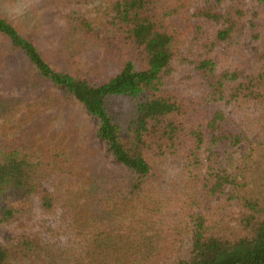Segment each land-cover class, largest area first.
I'll return each mask as SVG.
<instances>
[{"label": "trees", "instance_id": "16d2710c", "mask_svg": "<svg viewBox=\"0 0 264 264\" xmlns=\"http://www.w3.org/2000/svg\"><path fill=\"white\" fill-rule=\"evenodd\" d=\"M47 3L50 50L0 13V227L59 223L0 264H264V0Z\"/></svg>", "mask_w": 264, "mask_h": 264}, {"label": "rangeland", "instance_id": "374dc122", "mask_svg": "<svg viewBox=\"0 0 264 264\" xmlns=\"http://www.w3.org/2000/svg\"><path fill=\"white\" fill-rule=\"evenodd\" d=\"M247 3H251L252 0H243ZM91 8L99 5V0H89ZM47 0H0V13L8 19L15 22L19 28L23 31L39 27L40 35L43 40V47L50 50L57 30L62 26L61 16L54 10L49 9ZM245 55L250 59L253 57L255 47L252 42L247 41L241 44ZM219 62H224V57H221V53L217 52L216 56ZM223 63H221V67ZM193 71L190 68H180L175 72L176 80L180 81L192 74ZM125 102L116 101L113 108L123 109ZM66 114L63 111L55 113L60 124L65 125L64 119L66 116L78 117L77 112L70 111L66 108ZM52 114V113H51ZM86 139L82 136L81 145L86 147ZM90 152V151H89ZM88 152V153H89ZM89 157H93L89 153ZM45 190L52 191L51 185H46ZM59 216H48L43 213L40 208V203L36 201V206L33 214L27 220H21L12 225L0 227V247H8L15 244L16 239L21 236L35 237L41 235L43 230H49L58 226Z\"/></svg>", "mask_w": 264, "mask_h": 264}]
</instances>
